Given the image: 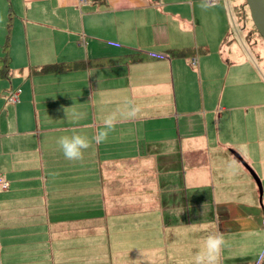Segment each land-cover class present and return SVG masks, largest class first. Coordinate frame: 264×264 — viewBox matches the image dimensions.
Listing matches in <instances>:
<instances>
[{
	"label": "crops",
	"instance_id": "obj_1",
	"mask_svg": "<svg viewBox=\"0 0 264 264\" xmlns=\"http://www.w3.org/2000/svg\"><path fill=\"white\" fill-rule=\"evenodd\" d=\"M208 4L0 0L10 72L0 78V264H113L112 249L133 264V247L155 244L162 264H192L216 232L227 241L220 264H257L264 45L249 46L247 25L236 36L231 0ZM78 60L88 65L34 72ZM130 102L135 119L120 115L106 142L65 159L60 136L91 140ZM104 215L144 224L115 228Z\"/></svg>",
	"mask_w": 264,
	"mask_h": 264
},
{
	"label": "clouds",
	"instance_id": "obj_2",
	"mask_svg": "<svg viewBox=\"0 0 264 264\" xmlns=\"http://www.w3.org/2000/svg\"><path fill=\"white\" fill-rule=\"evenodd\" d=\"M208 6V0H202V7ZM139 112V107L130 102L121 114L113 112L106 115L102 120V129L98 130L91 140L86 135L73 130L71 135L60 136L57 139V145L65 159L74 162L82 161L85 151L92 146L93 141L99 144L108 140L109 134L115 130V126L120 120V115L127 119H135ZM226 246L227 241L222 233L209 234L203 248L195 254L192 264H220V257ZM259 256L260 260L257 261V264L264 261V252H261Z\"/></svg>",
	"mask_w": 264,
	"mask_h": 264
},
{
	"label": "rangeland",
	"instance_id": "obj_3",
	"mask_svg": "<svg viewBox=\"0 0 264 264\" xmlns=\"http://www.w3.org/2000/svg\"><path fill=\"white\" fill-rule=\"evenodd\" d=\"M232 9H233V7H232ZM237 11H238V13H236V11H234V9H233V12L231 10H229V13H233V14H231V17L233 19L232 20L233 25H232V21H231V25H232L234 31H236V33H235L236 36H238V34L240 33L238 31L240 29V26L242 27L244 25H247V28H249L251 26V20L249 19L248 11H247V13L244 12L243 10L241 11V7ZM259 39L263 45L264 41L260 37H259ZM255 40H256V36H255ZM256 43H258V41H256ZM253 48H254V46H253ZM259 102L264 105V99H260ZM262 104H261V110H262ZM253 105H254V102H253ZM251 108H252V106H251ZM107 201H109V199ZM110 201L114 202L113 199H111ZM112 202H109V203H112ZM103 217H106L108 222L111 225H114L115 228L133 225L134 222L136 223V225H143L144 224L143 217L142 218L140 217L139 219L136 220L135 217H132L129 219H122V218L116 219L117 217H115V215L100 216V218H103ZM114 218H115V220L113 221ZM163 219H166V218H163ZM115 252H116L115 250H113V249L111 250L112 256L116 257L114 259L113 264H123L122 261H123V259H125V255H126L127 251H124L121 249V255L123 254V257H124L123 259L118 258L119 253H115ZM130 252L132 255V263L133 264H147V261L149 262V264H162L163 261L165 260V255H166L164 248L160 247L159 244H155L153 246L148 245L146 247H142V246L133 247ZM110 264H112V263H110Z\"/></svg>",
	"mask_w": 264,
	"mask_h": 264
},
{
	"label": "trees",
	"instance_id": "obj_4",
	"mask_svg": "<svg viewBox=\"0 0 264 264\" xmlns=\"http://www.w3.org/2000/svg\"><path fill=\"white\" fill-rule=\"evenodd\" d=\"M231 2H232V7H233L234 11H236V13H238L237 10L240 9V7H241V11L243 10L244 12L247 13V7L245 5L244 0H231ZM8 36H9V23L6 24V36H5V42L2 45V49H4L3 47H5V45L7 43ZM245 36H246L247 40H250L249 46H255L256 41L260 42L262 45V42L259 39L260 36L257 34L255 29L253 28L252 23H251V26L249 28H247V27L245 28ZM255 36H256L257 40H254ZM263 45H264V43H263ZM191 59L189 60V62L191 61ZM87 63L84 60H78V61H73L71 65L67 64V63H62V62L61 63L43 64V65H40L38 67H34V72L48 73V72H54V71H61V70L66 69L67 67H71V68L83 67L84 68L85 66L88 65ZM191 65H194V64H191ZM9 74H10V72H9V68L7 65V56L5 53H3V55L0 57V78L9 77ZM1 189H4V188H1Z\"/></svg>",
	"mask_w": 264,
	"mask_h": 264
},
{
	"label": "water",
	"instance_id": "obj_5",
	"mask_svg": "<svg viewBox=\"0 0 264 264\" xmlns=\"http://www.w3.org/2000/svg\"><path fill=\"white\" fill-rule=\"evenodd\" d=\"M247 7L249 19L260 38L264 41V0H244ZM247 168V167H246ZM249 173L252 175L253 179L258 188V193L261 195L260 183L256 175L247 168Z\"/></svg>",
	"mask_w": 264,
	"mask_h": 264
},
{
	"label": "built area",
	"instance_id": "obj_6",
	"mask_svg": "<svg viewBox=\"0 0 264 264\" xmlns=\"http://www.w3.org/2000/svg\"><path fill=\"white\" fill-rule=\"evenodd\" d=\"M191 64H195V59L192 58L190 61ZM19 90L18 89H14V90H9L6 92V98L9 102H15L17 100V94H18ZM8 185V182L6 181V179L0 177V187L1 188H5Z\"/></svg>",
	"mask_w": 264,
	"mask_h": 264
}]
</instances>
